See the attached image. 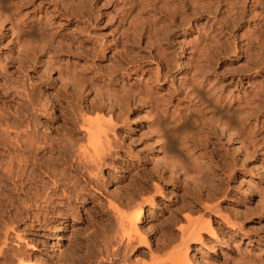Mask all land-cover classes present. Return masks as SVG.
<instances>
[{"label":"rangeland","instance_id":"1","mask_svg":"<svg viewBox=\"0 0 264 264\" xmlns=\"http://www.w3.org/2000/svg\"><path fill=\"white\" fill-rule=\"evenodd\" d=\"M27 94L40 111L26 104ZM90 103L102 108L92 117H108L110 107L118 115L109 133L113 154L93 188L79 181L85 200L71 199L64 228L29 233L39 241L24 249L32 262L59 264L67 241H80L94 225L114 227L112 215L101 216L109 201L139 193L155 206L150 215L144 206L140 227L146 231L152 218L157 227L169 222L176 243L185 205L193 217L210 219L215 236L189 243L193 264H200L195 245L211 264H264V0H0V122L14 120L20 105L34 119L28 130L35 139L58 143L69 133L79 140L75 109ZM202 104L240 133L206 121ZM1 123L0 141L11 140ZM171 154L194 173L171 172ZM8 210L0 204V242L7 231L12 247L13 231L22 228L5 230ZM101 240L88 245L98 251Z\"/></svg>","mask_w":264,"mask_h":264},{"label":"bare ground","instance_id":"2","mask_svg":"<svg viewBox=\"0 0 264 264\" xmlns=\"http://www.w3.org/2000/svg\"><path fill=\"white\" fill-rule=\"evenodd\" d=\"M16 44L20 45L19 42ZM210 96L216 102L225 99L215 94L212 89H210ZM150 103L148 104L149 107L152 105ZM26 104L35 111H40L39 106L34 105V99L30 97V94H27ZM20 107L18 105L12 111L10 117L14 120L6 119L2 123L0 122L4 124L2 132L9 135V130H12L13 133L11 140L0 141V151L5 154V160L0 161V204L5 209H9L6 211L9 216L5 220L1 219V221L5 230L9 225L18 226L19 224V227L22 228L21 230L18 229V232L13 231V240H10V243L11 241L14 242V246L11 245L12 247H9L6 243L8 241L7 236L9 237L10 234L5 231L4 240L1 239L2 242H0V264L36 263L31 261L30 255L24 250L27 247L35 250V243L39 242L35 238H30L29 233L31 231L47 230L49 226L53 228H56L57 225L63 227L66 218L62 217L66 214L71 199L73 198L74 203L85 200L82 192L86 187H79V181L81 180L85 186L93 188L91 181L99 177L104 158L113 154V143L109 133L114 135L116 123H114L113 118L118 117V115L114 116L112 107L108 110V117L104 115L92 117L91 114H96V111H101L102 108H94L91 103L85 104L75 109V115L81 123L78 132L84 134L82 139H75L67 133L65 135L67 137H64L63 140L53 143L46 140L40 141L33 137L32 132L28 129L33 124L34 119H27L25 115H22L19 110ZM202 109L205 120L219 128L221 132L224 131L229 136L240 133L241 128L238 130L225 122L220 123V120L214 117V113L209 107L202 104ZM178 119L180 121L181 116ZM130 130L134 132L137 129ZM153 130L162 147L164 140L160 130L155 127H153ZM184 131L181 130L179 135L183 134ZM114 154H116L115 151ZM168 156L167 160L171 163L170 171L175 170L176 173H181L184 178L187 177L192 169L189 170L188 165L181 161L179 157L172 154L169 156L170 158ZM163 158L164 156L162 160ZM166 165L168 166L167 162ZM43 176L47 177V181L42 180ZM9 190L12 192L7 194ZM155 190L159 191V188L156 187ZM137 198L140 201H136ZM153 202L152 198L143 199L139 193L116 196L114 201L108 202L105 211L101 213V216L105 215L108 220L112 215L114 227L109 223L108 225L104 224L103 229L94 225V229L89 231L80 241H67L65 253H62L65 257L59 261V264H82L84 259L87 260L86 264H101L103 258H107L109 262H112L110 264H193L188 255L189 243L202 244V234L205 232L215 236L210 219H203L204 216L193 217V214L196 213L193 207L185 205L187 213L182 216L185 224H183L184 226L180 225L178 228L175 227L179 234H177L179 238L176 237L179 241L176 243L172 233L169 234L174 226H170L169 222L157 227L154 223L151 224V222H154L152 218L147 222L146 231L145 228L140 227V221L146 218L143 211L144 206L148 204L147 214L150 215L153 208H155ZM206 208L210 209L207 206ZM49 215L57 217V220L50 221ZM178 220L181 221L177 218ZM60 221L64 222L59 223ZM54 223H57V225H53ZM173 223L179 225L178 222ZM152 225L155 226L152 227L153 229L150 228ZM150 229L154 230V233L153 236L149 237L148 232ZM110 232L112 233L110 234ZM94 237H102L101 242H98L101 247L98 251L94 249L95 243L92 244L91 242L88 245V240ZM151 239L154 241L153 244L150 241ZM53 244L55 243L50 245V251ZM192 251L196 261L200 264H211L208 258L197 254L199 251L198 245H195ZM138 256H140L139 260L132 259V257Z\"/></svg>","mask_w":264,"mask_h":264}]
</instances>
